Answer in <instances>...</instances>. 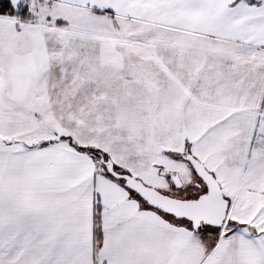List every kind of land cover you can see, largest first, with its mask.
<instances>
[{"label":"snow or ice","instance_id":"1","mask_svg":"<svg viewBox=\"0 0 264 264\" xmlns=\"http://www.w3.org/2000/svg\"><path fill=\"white\" fill-rule=\"evenodd\" d=\"M0 264H264V0H0Z\"/></svg>","mask_w":264,"mask_h":264}]
</instances>
